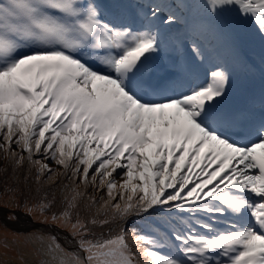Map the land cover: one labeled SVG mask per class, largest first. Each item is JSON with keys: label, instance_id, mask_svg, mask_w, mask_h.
<instances>
[{"label": "snow or ice", "instance_id": "6c2138e0", "mask_svg": "<svg viewBox=\"0 0 264 264\" xmlns=\"http://www.w3.org/2000/svg\"><path fill=\"white\" fill-rule=\"evenodd\" d=\"M182 6L143 0L134 27L96 0H0L3 206L36 193L26 212L76 241L69 251L0 220V264H264V122L229 134L217 111L227 71L176 95L138 94ZM200 7L208 23L175 37L178 52L211 63L205 34L230 13L264 39V0ZM134 213L157 217L150 231L120 226Z\"/></svg>", "mask_w": 264, "mask_h": 264}, {"label": "rangeland", "instance_id": "374dc122", "mask_svg": "<svg viewBox=\"0 0 264 264\" xmlns=\"http://www.w3.org/2000/svg\"><path fill=\"white\" fill-rule=\"evenodd\" d=\"M119 3L121 5V9L119 10V14L122 12L121 17L128 19L129 15H130V9H131L130 2H127L125 0H119ZM194 7H195L194 1L193 0H190L188 2L187 6L184 7V9L185 10H188V9L191 10ZM199 8H200V15H199V17H200V20H201V22L199 23V26H200L202 23H205L203 21V17L205 15H204L203 9L201 7H199ZM125 10L127 11V14H125ZM111 17L114 18V19H116V17L114 15H111ZM186 18H187L188 21H191V22H194V21H198L199 20L192 13L187 14L186 15ZM116 20H120V19H116ZM120 23H121V20H120ZM208 33H212V31H210ZM249 34L250 33L243 32V36L244 37H250ZM220 44H221V41H219V42L216 43V47L219 50L220 55L222 56V55L227 54L228 51L225 50V48L219 49L220 48ZM259 45H261V44L258 43V46ZM221 47H224V45L221 46ZM219 61L223 62L224 59H220ZM182 87H183V84H179L177 86V89H180ZM197 87H199V86H197ZM36 198H37V194L36 193H27L26 196L20 197V199H19V206H16V201H12V204H13L12 207H4L3 205H4L5 201H6V198L4 200L3 199H0V220H2L3 225L5 226V228H7L10 232L19 234L21 236H27L30 233L38 232V231H41V230L44 231L45 233H49L50 231H46V229H45V226L46 225H44L42 223H38L36 217L33 216V215L28 214L26 212L25 208H24V204L25 203L31 204V202L34 201ZM10 215L15 216V220L14 221H9L8 217ZM17 217H21L23 219H26L31 224L33 222L34 225H32L30 227H29V225L28 226L20 225V224L17 223ZM55 228L58 229L57 227H55ZM105 231H107V230H105ZM60 244L62 245L61 242H60Z\"/></svg>", "mask_w": 264, "mask_h": 264}, {"label": "bare ground", "instance_id": "6f19581e", "mask_svg": "<svg viewBox=\"0 0 264 264\" xmlns=\"http://www.w3.org/2000/svg\"><path fill=\"white\" fill-rule=\"evenodd\" d=\"M154 64V63H153ZM17 223L23 226H31V223H29L26 219H23L21 217H17ZM46 231H50L52 234L56 235L59 239V241H61L63 243V245L69 249V251H73L76 249V245L73 243V241H71L69 238H67V236L65 235V233H62L60 230L56 229L55 227H48L45 226Z\"/></svg>", "mask_w": 264, "mask_h": 264}, {"label": "trees", "instance_id": "16d2710c", "mask_svg": "<svg viewBox=\"0 0 264 264\" xmlns=\"http://www.w3.org/2000/svg\"><path fill=\"white\" fill-rule=\"evenodd\" d=\"M52 167H55V165H51ZM3 167V162L2 161H0V168H2ZM89 191L91 192L92 190L91 189H89ZM45 194H47L48 196H49V198H51L52 197V192L51 191H49V192H47V193H44V192H41L39 195H45ZM6 197H4L3 196V194L2 193H0V199H5ZM58 198V197H57ZM141 214H132V215H130L129 217H127L124 221H122L121 222V224H120V226L121 227H124L125 229H128V230H130V229H132L133 227H132V224L130 223V222H133L134 221V219H136L137 217H139ZM115 228H116V226L115 225H113V229L115 230Z\"/></svg>", "mask_w": 264, "mask_h": 264}]
</instances>
